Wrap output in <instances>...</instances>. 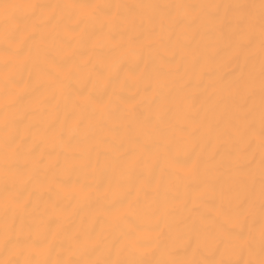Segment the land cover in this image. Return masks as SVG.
I'll list each match as a JSON object with an SVG mask.
<instances>
[{
    "label": "snow or ice",
    "instance_id": "snow-or-ice-1",
    "mask_svg": "<svg viewBox=\"0 0 264 264\" xmlns=\"http://www.w3.org/2000/svg\"><path fill=\"white\" fill-rule=\"evenodd\" d=\"M128 57L146 80L195 74L202 111L161 95L154 120H128L116 99ZM113 83L107 103L87 93ZM193 161L225 170L208 186L218 215L190 220L182 255L161 241L147 260L129 220L158 230L185 180L173 167ZM72 170L81 179L67 183ZM0 192V264H264V0L0 4Z\"/></svg>",
    "mask_w": 264,
    "mask_h": 264
},
{
    "label": "bare ground",
    "instance_id": "bare-ground-1",
    "mask_svg": "<svg viewBox=\"0 0 264 264\" xmlns=\"http://www.w3.org/2000/svg\"><path fill=\"white\" fill-rule=\"evenodd\" d=\"M5 2L17 3L23 2V0H0V4ZM33 3H199L210 2V0H30ZM216 2H232V0H216ZM243 2H258V0H243ZM70 39L77 38L70 36ZM82 51L86 56H90L92 61H96V56L90 52V46H85ZM169 58H171L170 54ZM179 61V57H177ZM136 62L133 58L128 57L124 61V70L120 73L119 79L121 80V86L117 89L118 96L116 99L123 97L127 102L121 103V109L126 111L127 119L132 121H152L155 119L157 104L152 103V98H159L161 95L168 97L169 107L174 112L177 104L183 101V108L186 111H196L203 109L205 105V97L203 96V89L199 86V81L195 74L188 72L185 76V72L181 69L179 75L168 80L166 83H161L156 80H146L144 76L143 66L141 71L137 75L132 76L131 71L136 70ZM131 70V71H130ZM150 70V69H149ZM127 77L128 84L125 86L123 80ZM184 78V83L188 86L185 87L179 81L180 78ZM190 82V83H189ZM73 87L78 90H82V86L73 82ZM115 84L108 85L107 88L98 86L93 88L89 86L87 93L92 94L98 101L103 100L107 103L112 99V90ZM147 89V91H146ZM179 92V97H177ZM171 115V113H169ZM188 158L187 152L180 151L176 153V160L184 161ZM199 168V173H197ZM173 172L184 177L185 180L182 184L173 188L169 194L168 199L170 204L175 208L173 214L166 217L161 221L159 229L155 230V219L151 216L143 217H131L129 220L130 227L139 226L140 231L135 234L137 238L144 242L147 246L139 250L138 254H141L147 260L160 259V254L156 248L157 243L164 241L177 248L180 254H183V248L186 243L184 236L186 232V225L190 220L196 216H203L212 218L218 215L220 207V200L218 195L208 190V186L211 185L217 190L225 179L223 168H214L205 161H193L188 167L174 166ZM63 179L67 183H74L78 179H81L77 170L66 172L63 175ZM167 181V177L165 178ZM2 196V192H0ZM49 198L56 200L55 189L51 192H46L44 199ZM113 196L111 199H116ZM59 208L70 212L72 204L67 200H57ZM42 210V209H41ZM91 211V210H89ZM57 223H62L65 227L74 226L78 222V217H68L63 214L54 215L51 218ZM0 259H5V253L2 245H0Z\"/></svg>",
    "mask_w": 264,
    "mask_h": 264
}]
</instances>
